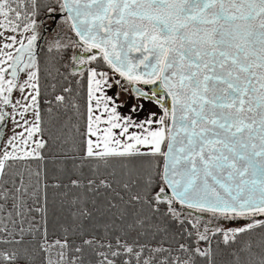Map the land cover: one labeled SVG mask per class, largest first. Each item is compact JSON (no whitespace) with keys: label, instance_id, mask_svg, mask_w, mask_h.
<instances>
[{"label":"snow or ice","instance_id":"snow-or-ice-1","mask_svg":"<svg viewBox=\"0 0 264 264\" xmlns=\"http://www.w3.org/2000/svg\"><path fill=\"white\" fill-rule=\"evenodd\" d=\"M0 264H264V0H0Z\"/></svg>","mask_w":264,"mask_h":264},{"label":"rangeland","instance_id":"rangeland-1","mask_svg":"<svg viewBox=\"0 0 264 264\" xmlns=\"http://www.w3.org/2000/svg\"><path fill=\"white\" fill-rule=\"evenodd\" d=\"M139 104H141L143 106V110L140 111L137 116L139 119H143L147 116V114H143V112H145L146 110H148L149 112L155 110V111H158L159 110V107L151 102H148L146 100H140L138 101ZM125 111V114H127V109L124 110ZM136 118V117H134Z\"/></svg>","mask_w":264,"mask_h":264},{"label":"water","instance_id":"water-1","mask_svg":"<svg viewBox=\"0 0 264 264\" xmlns=\"http://www.w3.org/2000/svg\"><path fill=\"white\" fill-rule=\"evenodd\" d=\"M138 87H142V89L146 92H148L149 95H151V89L147 88L146 86H139Z\"/></svg>","mask_w":264,"mask_h":264},{"label":"crops","instance_id":"crops-1","mask_svg":"<svg viewBox=\"0 0 264 264\" xmlns=\"http://www.w3.org/2000/svg\"><path fill=\"white\" fill-rule=\"evenodd\" d=\"M153 111H155V110H153ZM149 111L148 110H146L145 112H143V114H147ZM156 112H159V110L158 111H156Z\"/></svg>","mask_w":264,"mask_h":264},{"label":"flooded vegetation","instance_id":"flooded-vegetation-1","mask_svg":"<svg viewBox=\"0 0 264 264\" xmlns=\"http://www.w3.org/2000/svg\"><path fill=\"white\" fill-rule=\"evenodd\" d=\"M147 88H149V89H151L152 88V86L151 85H145Z\"/></svg>","mask_w":264,"mask_h":264}]
</instances>
